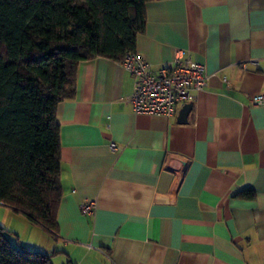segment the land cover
Instances as JSON below:
<instances>
[{
  "label": "crops",
  "instance_id": "crops-1",
  "mask_svg": "<svg viewBox=\"0 0 264 264\" xmlns=\"http://www.w3.org/2000/svg\"><path fill=\"white\" fill-rule=\"evenodd\" d=\"M144 10L134 51L152 71L176 54L202 63L205 85L180 122L182 104L169 116L133 110L122 60L80 61L74 95L55 108L57 234L18 213L39 234L24 244L53 264H264V107L251 103L264 92V0Z\"/></svg>",
  "mask_w": 264,
  "mask_h": 264
},
{
  "label": "trees",
  "instance_id": "trees-1",
  "mask_svg": "<svg viewBox=\"0 0 264 264\" xmlns=\"http://www.w3.org/2000/svg\"><path fill=\"white\" fill-rule=\"evenodd\" d=\"M147 0H0V203L57 234V104L74 95L80 61L135 49ZM0 264H53L0 225Z\"/></svg>",
  "mask_w": 264,
  "mask_h": 264
},
{
  "label": "built area",
  "instance_id": "built-area-1",
  "mask_svg": "<svg viewBox=\"0 0 264 264\" xmlns=\"http://www.w3.org/2000/svg\"><path fill=\"white\" fill-rule=\"evenodd\" d=\"M251 61L257 64L256 60ZM122 62L135 79L128 97L135 112L172 115L177 106L193 99V90L206 83L204 65L179 54L156 71H152L148 62L135 51L126 52ZM251 103L264 107V92L253 94ZM110 146L115 148L114 143ZM90 205L93 202L82 204L81 208L89 211Z\"/></svg>",
  "mask_w": 264,
  "mask_h": 264
},
{
  "label": "rangeland",
  "instance_id": "rangeland-1",
  "mask_svg": "<svg viewBox=\"0 0 264 264\" xmlns=\"http://www.w3.org/2000/svg\"><path fill=\"white\" fill-rule=\"evenodd\" d=\"M16 214L17 212L13 211L9 206L0 203V225H2L7 235L12 239V242L24 245V242L28 245H37L36 240L39 238V234L37 231L32 229V227H26L23 225V221H21L20 217ZM14 244V243H13ZM31 247V246H27ZM42 251V250H41Z\"/></svg>",
  "mask_w": 264,
  "mask_h": 264
},
{
  "label": "water",
  "instance_id": "water-1",
  "mask_svg": "<svg viewBox=\"0 0 264 264\" xmlns=\"http://www.w3.org/2000/svg\"><path fill=\"white\" fill-rule=\"evenodd\" d=\"M191 106H192L191 100H188L182 104V106L179 109L178 114H177V119L180 122H185L187 120V112L189 111Z\"/></svg>",
  "mask_w": 264,
  "mask_h": 264
}]
</instances>
